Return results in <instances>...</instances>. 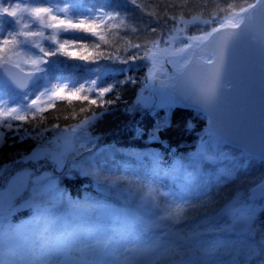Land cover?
Instances as JSON below:
<instances>
[{
    "label": "trees",
    "instance_id": "obj_1",
    "mask_svg": "<svg viewBox=\"0 0 264 264\" xmlns=\"http://www.w3.org/2000/svg\"><path fill=\"white\" fill-rule=\"evenodd\" d=\"M218 2L225 5L229 0ZM244 2L245 0H236L237 4ZM247 2L251 3L254 0ZM170 3L172 0H137L136 5L131 4L130 0H78L77 7L68 6L67 14L58 13L54 8L52 15L59 19H72L74 23L84 20L85 23L94 22L99 25L97 32L108 42L100 41L98 36L82 30L77 32L79 36L86 37L84 39H77L64 32L57 35L56 39L61 43L69 42L67 51L75 53V56L61 52L56 57H47L49 61H57V70L51 71L44 83L42 82L45 79L40 80L32 88L40 84L55 86L54 90L64 87V91L61 96L49 95L40 99L42 102L40 108L43 111L37 112L35 120L12 121L11 131L1 129L4 135L0 137V185H4L14 168L20 167L23 157L46 144L55 132L78 125L85 117H93L95 114V118L81 129L76 142L78 149L81 144L91 149V152L81 150L83 158L76 157L84 159L87 170L95 175L83 176L78 171L71 172L66 168L60 171L52 163L50 174L57 180V191L63 192L65 199L74 204L120 202L112 192L105 191L103 181L110 180L117 187L130 189L135 193L131 205L133 215L127 222L119 220L117 226H114L116 222L109 225V221L99 219L93 214L73 217L67 222L58 220L53 223L40 216L31 224L32 228L40 229V237L31 236L17 245L11 257L8 253L5 254L3 258L6 261L9 259L19 261L21 257L41 255L46 250L49 236H60L64 243V247L53 254V261L64 264L66 254L76 255L81 259V253L71 246V243L75 242L76 245L81 241H92L94 235L91 236L89 232L95 231L96 234L101 225L105 224L109 225L104 227L106 236L110 235L109 237L113 238L115 249L123 246L141 249L149 245H160V242L166 246L179 244L184 253L183 264H206L208 258L203 255L202 249L214 244L229 243L241 246L245 243L259 245L264 242V213H258L251 238L228 231L230 218L217 217L221 207L230 202L237 192H242L243 197H248L249 189L260 183L264 178V160L221 142L223 144H220L219 148L228 150L230 158L217 159L211 164L203 165L202 169L196 172L194 179L185 181L183 179L185 173L195 168L198 151L203 143L210 153H214L212 141L215 139L208 126L207 116L199 110L171 104L145 106L137 103L141 90L145 89L148 83L146 78L151 62L146 59H130L138 50L130 47L127 42L144 45L145 41H151L159 36L163 45L164 37L175 23L169 16H178L183 11L185 18H191L200 12V0H190L187 8L171 7L166 15L164 9ZM16 4L21 8L66 7L64 0H41L40 3H32L31 0L27 3L25 0H0V5L10 9ZM140 5L143 7H139ZM214 6L213 0H209L208 7L204 10L205 18H208V13ZM88 9H91L92 13H98L100 9L105 13L119 12L121 17L111 21L101 17L93 21ZM13 21V17H8L7 14L0 16V23H3L7 31L16 28ZM58 22L49 19V23ZM133 28L137 31L133 32ZM151 28H156V32H151ZM205 30H209L207 26ZM44 31L46 36H49L57 30L47 28ZM187 32L190 35L200 34L197 25L189 27ZM2 39L0 36V40ZM53 43L44 40L41 45L45 51H52L50 45ZM177 46L183 45L179 43ZM20 50H23L32 66L30 61L39 54V49L32 48L31 51L26 48L16 49L15 52ZM139 51L142 55L143 48ZM83 55L89 56V61L80 60L79 57ZM115 56H119L120 59L110 58ZM95 68H99L101 72L94 73L92 69ZM97 75H101V79L97 81V88L114 86L110 92L104 94V103L98 100L96 105H91L89 101L62 98L69 92L79 89L81 85H84L85 91L79 95H88L89 99L97 98L98 93L88 90V82L96 79ZM108 101L112 103L109 104ZM41 116L43 120L40 119ZM20 124H23V127L17 134L16 127ZM56 125L59 127H54ZM44 129L47 131H43ZM84 133L87 136H84ZM233 164L239 169L235 179L217 183V177L221 174L219 168L221 166L229 168ZM105 177L109 179L105 180ZM165 193L181 198L177 202L192 207L181 217L168 218L167 213L171 211L168 205L171 199ZM50 195L51 193H48L47 196ZM141 197L146 198V204H142ZM32 215L33 211L30 208L21 209L12 216L10 223L16 225ZM176 219L180 222L175 223ZM145 220H150V226L151 222H155L151 230L146 229ZM161 222L162 226L155 229L157 223ZM163 225L166 228H163ZM169 229H172L175 235H167ZM1 245L8 246L6 242ZM91 253L88 254L91 261L97 260V256L94 257ZM104 257L108 261L112 259L111 256ZM123 259L124 257L121 261ZM217 259L218 264H232L230 256ZM236 264L255 262L238 257Z\"/></svg>",
    "mask_w": 264,
    "mask_h": 264
},
{
    "label": "snow or ice",
    "instance_id": "obj_2",
    "mask_svg": "<svg viewBox=\"0 0 264 264\" xmlns=\"http://www.w3.org/2000/svg\"><path fill=\"white\" fill-rule=\"evenodd\" d=\"M27 3L28 0H25ZM32 3H40L41 0H31ZM66 7H34V8H21L19 4H16L11 9L8 7L0 8V16L7 14L8 17L17 18L12 23L17 25L14 30L7 31L4 28L3 23H0V36L3 37L0 40V66L14 64L12 53L16 49H27L31 51L32 48L39 49V54L36 55L34 59H31V64L33 66V71L28 74V79H31L33 85L45 79L51 71L57 70V61H49L47 57H56L58 53H65L69 56H75V53H69L67 51L68 41L61 43L56 39L60 32L70 34L77 39H84L86 37L79 36L77 30H82L83 32L91 33L93 36H98L100 41L107 43L103 35L97 32L99 25L94 22L85 23L84 20H80L74 23L72 19H59L57 16L52 15L54 8L55 11L61 14H67L69 11V5L73 8L78 6V0H64ZM133 5L137 4V0H130ZM190 0H172V3L165 6V14L167 15L168 9L171 7H176L180 9L187 8ZM214 8L208 13V18L204 17V10L207 9L209 0H200V12L199 14L192 15L191 19H185L183 11L180 12L178 16H169V19L175 23L169 29V32L163 39V47L161 46V38L158 36L151 41H145L144 45L141 44H131L127 42L130 47L136 48L138 50L136 55L130 57L132 60L136 59H146L151 62L152 68L149 69L148 83L146 87L152 86V82L156 79L155 71L159 65L162 58L174 56L177 53H185L184 63L180 66L181 75L192 74L191 65L194 63L203 62L208 65H212L213 68L210 72L208 85L202 90L198 96V103L204 108L213 107L218 100V87L220 82L221 72L224 67V57L225 53L234 46L237 42L245 37H251L252 40L257 44L259 51L264 54V0H254V2L248 3L245 0L244 3L237 4L236 0H229L225 5H221L218 0H213ZM139 7H143L140 5ZM192 11L191 8H188ZM92 15V20L95 21L101 17H104L107 21H111L117 17H121V13H105L103 9H100L98 13H92L91 9H88ZM20 13H30L35 19L32 23H35L41 30L38 31H27L30 27L28 23L21 24L24 19L23 15ZM223 13V15H221ZM48 14L52 21H59L58 23H45L44 15ZM154 15V13H153ZM121 24H123V18H121ZM183 24L185 27L180 28L179 25ZM189 24L197 25V30L199 35H187L185 29ZM205 26L209 30H205ZM43 28H51L54 31L52 35L45 37ZM133 32L137 29L133 28ZM151 32L155 33L156 28H151ZM184 33V40H181L182 47L173 48V45L178 40V35ZM48 40L54 42L50 45L52 51H45L42 47L40 41ZM58 45V46H57ZM99 47V44L96 45ZM143 48L142 55L139 50ZM205 56L208 58L205 59ZM112 59H120L119 56L110 57ZM80 60L89 61V56L83 55L79 57ZM29 61H25L28 63ZM94 62V58H93ZM122 63H128V61H122ZM19 67V64H15ZM94 73H100L99 68L92 69ZM9 75H12L9 73ZM15 79V77H13ZM101 79V75H97V78L91 80L89 83V91H94L98 93L97 98L89 99L88 95H79L80 92L85 91L84 85H81L79 89L69 92L64 99H76L80 101H89L91 105H96L97 101L100 100L104 103L103 96L108 93L114 87L109 85L105 88H97V81ZM66 86V85H65ZM165 85L161 82V88ZM16 88L27 89L28 84L26 81L16 80ZM7 89V91H6ZM55 86H46L43 91L39 93L36 99L28 102V96L30 93L28 91H16L13 89L8 82H6L4 73L0 72V129H8L11 131L13 129L12 121H28L29 119L35 120L37 112H42L37 105V100L40 96L50 95V96H61L64 91V87H60L54 90ZM5 97H9L6 99ZM19 97V101H17ZM11 103H16V107H11ZM107 103L111 104L112 101ZM137 103L144 104V100L138 99ZM147 106V104H145ZM84 111V109H81ZM30 113L31 115H28ZM93 117H85L80 121L77 128L84 129ZM43 120V117H40ZM23 124L17 125L16 133H19L20 128ZM54 127H59L58 125ZM43 131H47L44 129ZM73 132L76 129H72ZM4 133L0 130V137H3ZM39 136V133H37ZM87 138V137H86ZM23 139V137H22ZM81 150L91 152L90 148H86L85 145L81 144L79 149H77L73 143L72 138L65 137V143L63 150L59 154H53L52 152H47L43 156L30 154L29 158L32 162L37 163L41 160H50L57 168H63L67 158L71 155L73 157L80 156ZM142 155V154H134ZM155 159V156H153ZM23 159V158H22ZM218 157L210 151H201L195 161V168L193 171H188L185 173V181H191L195 178L196 172L201 170L203 165L211 164L215 162ZM72 168L79 172L83 176H93L95 173L87 171L83 167H80L75 160L72 162ZM239 169L233 164L231 167L221 171L219 177H217V183L221 181H228L235 179ZM30 185H21L15 191L9 192L8 196L5 198L0 196V220L5 217L6 213H10L13 209V199L15 196L21 193L22 189H29L32 193L33 199H43L45 195V184L50 183V178L40 173L38 175H33L29 173ZM105 177V180H108ZM111 183V181L109 180ZM151 190H149V194ZM259 194L262 200L260 207V213H264V181L260 182L253 188L249 189V199L255 200ZM166 196L170 197L171 203L168 208L171 209L167 213L168 218L181 217L183 216L188 208L192 207L190 205L186 206L182 202H177L178 197H175L171 193H165ZM244 193L237 192L232 201L224 209L223 214L225 216H230L232 222L235 224L237 222L243 224L244 232L247 237L251 238L253 235V229L255 221L258 217L257 210L254 206L250 204H241V198ZM143 199V197H141ZM99 206L89 205V204H73V211L86 214L95 211ZM179 223V219L174 221ZM47 231V229H45ZM2 235V233H0ZM41 232L39 228H36L32 232L33 237H40ZM48 244L46 245V250L41 253V255L36 257L24 258L21 257L19 261L9 259L5 260L4 253L0 252V264H63V262L53 261L52 256L54 253L60 251L64 247L63 238L60 236H49L47 237ZM114 240L111 237H105L104 240L99 244L97 248L92 249V255L95 256H111L112 259L107 261L106 264H183L182 257L184 253L181 251V246L179 244L173 245H156V246H146L141 249H129L124 248L121 255L124 257L123 261L119 259L115 253L118 249L114 248ZM91 248V246H88ZM135 253V255L133 254ZM202 253L207 257L206 264H218L219 257L230 256L232 257V264H236L238 257H244L245 261H254L255 264H264V242L256 245L254 243H245L241 246H236L229 243H218L211 245L207 248L202 249ZM14 254V249H9L8 255L11 257ZM180 258L179 260L177 258ZM79 264H100L98 260L93 261H81Z\"/></svg>",
    "mask_w": 264,
    "mask_h": 264
},
{
    "label": "rangeland",
    "instance_id": "obj_3",
    "mask_svg": "<svg viewBox=\"0 0 264 264\" xmlns=\"http://www.w3.org/2000/svg\"><path fill=\"white\" fill-rule=\"evenodd\" d=\"M2 7L3 6L0 5V8ZM20 15L24 16V19L21 21V24L28 23L30 25V27L26 29L27 31L41 30L40 28L37 27L35 23H32L35 17L32 16L30 13H20ZM44 17H45L44 19L45 23H49L50 17L46 15H44ZM13 19L16 20L17 18H13ZM185 19H191V18H185ZM193 25L194 24H189L187 28L185 29L186 34L189 36H190V33L187 32V29ZM15 27H18V26L15 25ZM179 27L184 28L185 26L183 24H180ZM44 29H47V28H43V31ZM44 35L46 36L45 31H44ZM184 35H185L184 33H180L178 35V40L173 45V48L182 47V46H177V45L181 43L180 42L181 40H184ZM195 35H199V34H195ZM43 41L44 40L40 41V43ZM161 46L163 47L164 45H161ZM12 55H13V60L15 62L14 65L19 64V67L22 68L23 70L33 71V66H31L29 62L25 63V61H27V57L24 54L23 50H20V52L14 51ZM185 55H186L185 53H177L174 56L162 58L155 71V77H159V78L167 77L168 75L167 65L170 64L169 62L174 64L173 67L175 69L180 68V66L184 63ZM151 68H152V64H151ZM45 81L46 79L42 83H44ZM46 86L47 85L43 86L39 84L36 88H32L33 87L32 86L31 88L26 90L30 93V95L27 98L28 102H30L33 99H36L39 93L43 91ZM156 89L157 90L153 88V82H152V86L146 87L145 89L141 90L138 96V99L142 98L145 102L144 105L145 104L147 105L169 104L171 93L165 87L161 88V85ZM48 96L49 95H45V97L40 96L39 99L37 100V105L40 107L42 104L40 99L47 98ZM5 98L9 99V97H5ZM19 99L20 98L17 97V101H19ZM10 106L16 107V103L10 102ZM74 128L76 129L75 132L72 131V129ZM80 132H81V129L77 128V125L69 127V128H65L61 131H57L47 141L46 144L36 148L30 154L39 155V156H43L47 152H52L53 154H59L63 150V146L65 143V137L72 138V143L77 148L76 142H78L77 138L80 137ZM84 136H87V135L85 134ZM212 137L215 139L212 141V146L214 148V154L218 157V159L220 160V159L230 158L231 154L228 150L219 148L220 144H223L221 142H224V141L219 139L214 134L212 135ZM201 151H208L204 143L200 146L198 153H200ZM29 155L23 157V159L20 161V167L17 166L16 168H14L15 170L10 174V176H8V179L6 180V182L4 181L5 182L4 185H0V196H3L6 198L9 192L15 191L21 185H30L29 173H32L33 175H38L40 173H43L44 175L50 178V183L45 184V188H44L45 195L43 199H33L30 188L22 189L21 193L15 196V198L13 199L12 211L10 213H6L5 217L2 220H0V233H2V235H0V252H3L4 256L5 254L9 252L10 248L15 249L17 245L25 242L32 236V232L34 228L31 227V224L35 222V219L40 218V216H43L46 220H49L50 223H53L58 220L67 222L70 218H73V217L89 216L93 214V215H96L99 219L109 221V225H113V222L114 223L116 222L114 226H117V222L119 220L127 222L131 219L133 215V207L131 205H132V200L135 196V193L132 190L127 189L125 187H117L112 182L110 183V182L103 181L104 187L103 186L102 187L105 188V191L112 192L114 196H117L120 202L118 203L117 202L115 203L99 202V203H94V204L92 203L91 205L99 206L95 211H92L86 214L75 212L73 211V208H72V205L74 203L68 202V200L65 199V195L63 194V192L57 191L58 189L57 180L55 179V177H53L50 174V165H52L53 163L48 159H44L37 163H34L29 158ZM73 160H75V162L80 167H83L84 169L87 170V166L85 164L84 159H79L78 157L76 156L73 157L71 155L67 158L63 168H57L54 164L53 165L56 169L60 171L66 168L67 171L74 172L76 170L72 168ZM224 169H227V167L221 166L219 168V171H222ZM2 173L4 174L5 171L3 170ZM263 180L264 178L260 182H262ZM95 182H98V181H95ZM95 184L98 185L97 183ZM48 193H51L50 197L47 196ZM143 195L145 197V194ZM146 202L147 200L146 198H144L142 200V204H146ZM230 202L226 203L225 206L221 207V209L217 213V217L220 219H223L225 217L230 218L228 231L234 232L231 227L232 218L230 216H225L223 214L225 207L229 205ZM241 204L242 205L250 204L254 206L257 210V213H259L262 200L261 199L250 200L248 196V197L241 198ZM26 208H30L33 211V215L29 219L22 220L18 222L16 225H12L10 223L11 221L10 219L12 218V216L16 214L19 210L26 209ZM31 219H34V220H31ZM157 224H158V227L162 226V222L157 223ZM109 225L108 224L101 225L103 228L101 227L98 230V232H96V234L94 233L95 231L89 232L91 236L94 235V239L92 241L91 240L81 241L79 243H76V245H75V242L74 244L71 243V246H74L81 253V256H80L81 259L78 258L76 255H72V254L71 255L66 254L65 259H67L70 256H74L77 258V261L75 264H79V262L84 261V260L91 261L92 260L91 256L88 254L89 252H92V249L97 248L99 244L104 240L105 237L110 236V235L106 236L107 234L106 229H104V227H107ZM145 227L147 230H151L150 220H145ZM163 228H166V226L163 225ZM166 234L175 235V232L172 231V229H169ZM4 242L7 243L8 245L7 247H2L1 244ZM164 244L165 243L160 242V245H164ZM88 246H91V248H89ZM124 248L125 247L123 246L122 248L118 249V251L115 253V255L118 256L120 260L123 258L121 253L123 252ZM97 260L100 262V264H106V262L108 261L107 258L104 257L103 255L97 256Z\"/></svg>",
    "mask_w": 264,
    "mask_h": 264
},
{
    "label": "water",
    "instance_id": "obj_4",
    "mask_svg": "<svg viewBox=\"0 0 264 264\" xmlns=\"http://www.w3.org/2000/svg\"><path fill=\"white\" fill-rule=\"evenodd\" d=\"M190 67L192 74L181 75L178 71L180 68L175 69L168 64L167 77H156L153 88L157 90L163 82L172 95L169 104L203 112L215 136L228 145L264 160V54L259 51L257 44L251 37H245L225 53L218 100L211 108L200 106L198 96L208 85L213 66L199 62ZM0 72L4 73L6 82L16 91H26L34 86L32 80L28 79L32 71L8 64L0 66ZM16 80L26 81L28 88H16ZM256 199H261L259 194ZM153 226L154 222H151ZM231 227L235 233L246 235L243 224L231 221ZM158 228L155 226V229ZM76 261V257L70 256L64 264H75Z\"/></svg>",
    "mask_w": 264,
    "mask_h": 264
},
{
    "label": "bare ground",
    "instance_id": "obj_5",
    "mask_svg": "<svg viewBox=\"0 0 264 264\" xmlns=\"http://www.w3.org/2000/svg\"><path fill=\"white\" fill-rule=\"evenodd\" d=\"M171 66H173L174 64L169 62ZM170 100H172V95L170 96Z\"/></svg>",
    "mask_w": 264,
    "mask_h": 264
}]
</instances>
